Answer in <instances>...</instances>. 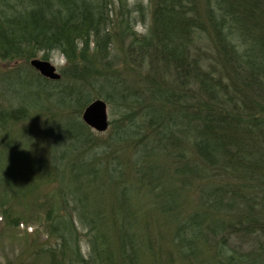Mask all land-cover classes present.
Returning a JSON list of instances; mask_svg holds the SVG:
<instances>
[{"label": "trees", "instance_id": "1", "mask_svg": "<svg viewBox=\"0 0 264 264\" xmlns=\"http://www.w3.org/2000/svg\"><path fill=\"white\" fill-rule=\"evenodd\" d=\"M134 3L0 0V61H66L60 89L0 94L4 224L48 264H264V0ZM95 98L121 106L104 134Z\"/></svg>", "mask_w": 264, "mask_h": 264}, {"label": "rangeland", "instance_id": "2", "mask_svg": "<svg viewBox=\"0 0 264 264\" xmlns=\"http://www.w3.org/2000/svg\"><path fill=\"white\" fill-rule=\"evenodd\" d=\"M128 1L130 7H133L136 0ZM141 1L144 4H147L148 0ZM133 16L137 20L135 23V30L138 33H144L150 23L151 14H149V12L147 13L144 21L145 23L140 20L138 11H133ZM36 58H42V55L39 54ZM48 60L56 66L59 72H61L62 68L66 65L65 57L58 51L53 52ZM115 65L117 69H115L112 73L118 75L122 80H124L123 83L125 80L134 82L135 79H133V77H138V75H135L132 70L126 67V64L123 63V61H116ZM38 73V70L34 68L30 62L27 63L26 61H19L18 63H7L0 61V94H48L47 91L39 88L35 80L30 82L24 81V78H21L27 75L38 77L40 74ZM52 81L53 82L47 84L48 87H51L50 90L55 91L56 89H60L62 84L54 82L57 80ZM16 98L19 99L18 96H16ZM1 103H3L4 106L8 105L5 101H2ZM107 105L109 128L104 132L97 131V133L104 134L108 132L112 128L111 121L118 117L121 106H119L117 102H107ZM12 129L14 130L12 131L13 135L20 134L19 127L17 125ZM1 187L2 186H0V193L2 192ZM42 192L41 190H38L35 193H29L28 199L32 201L31 207L33 209H35L37 205L36 202L33 201V198L40 196L38 194L42 195ZM23 204L24 203L19 201H13L12 207L18 214L25 215ZM38 209L42 208L40 207ZM4 221L5 219L3 218V214L0 209V264H48V259L45 255L38 252L41 244L44 242H52L48 239V236L43 232V230L38 229L34 224L27 225L25 222L20 223L17 228L6 227ZM82 247L83 251L86 253L87 245L85 242H83ZM36 251L37 254L35 253Z\"/></svg>", "mask_w": 264, "mask_h": 264}, {"label": "water", "instance_id": "3", "mask_svg": "<svg viewBox=\"0 0 264 264\" xmlns=\"http://www.w3.org/2000/svg\"><path fill=\"white\" fill-rule=\"evenodd\" d=\"M31 65L38 72L51 80H60L62 75L56 66L50 61L43 58H33ZM84 121L98 132H104L109 128L108 105L103 98L94 99L85 109L83 114Z\"/></svg>", "mask_w": 264, "mask_h": 264}]
</instances>
